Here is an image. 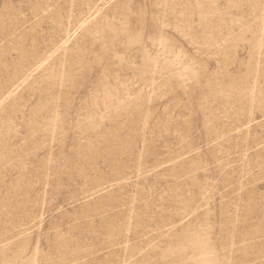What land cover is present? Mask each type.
Masks as SVG:
<instances>
[{
    "label": "rangeland",
    "instance_id": "374dc122",
    "mask_svg": "<svg viewBox=\"0 0 264 264\" xmlns=\"http://www.w3.org/2000/svg\"><path fill=\"white\" fill-rule=\"evenodd\" d=\"M0 264H264V0H0Z\"/></svg>",
    "mask_w": 264,
    "mask_h": 264
}]
</instances>
